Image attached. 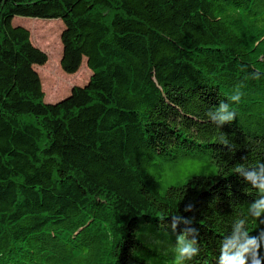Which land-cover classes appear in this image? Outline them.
<instances>
[{
  "label": "trees",
  "instance_id": "16d2710c",
  "mask_svg": "<svg viewBox=\"0 0 264 264\" xmlns=\"http://www.w3.org/2000/svg\"><path fill=\"white\" fill-rule=\"evenodd\" d=\"M17 17L61 21L52 80L86 59L89 81L46 103L48 56ZM261 165L264 0H0V264H149L147 224L198 249L180 264L248 239L264 264Z\"/></svg>",
  "mask_w": 264,
  "mask_h": 264
},
{
  "label": "rangeland",
  "instance_id": "374dc122",
  "mask_svg": "<svg viewBox=\"0 0 264 264\" xmlns=\"http://www.w3.org/2000/svg\"><path fill=\"white\" fill-rule=\"evenodd\" d=\"M14 23L28 29L31 32L33 44L48 56L47 64L36 67L42 80L46 103L59 101L69 95L75 85H84L89 81L91 71L87 67L86 59L83 62L85 69L83 68L81 75L79 74L80 71L73 75L66 74L61 68L58 77H53L56 80H52L54 71L57 69L59 59L62 56V42L59 40V36L61 38L64 26L61 21L17 17L14 19ZM48 29L52 31V35L46 32ZM48 77L49 79H47ZM51 80L54 82H51ZM52 92H55L53 98ZM149 227L147 224L137 230L138 238L151 251L147 253V250H142L141 256L149 264H177V248L180 246L179 237L183 235L174 232L172 229L151 230ZM184 243L188 244L190 242L184 237Z\"/></svg>",
  "mask_w": 264,
  "mask_h": 264
},
{
  "label": "clouds",
  "instance_id": "9594fccd",
  "mask_svg": "<svg viewBox=\"0 0 264 264\" xmlns=\"http://www.w3.org/2000/svg\"><path fill=\"white\" fill-rule=\"evenodd\" d=\"M259 74H254V78H258ZM241 99V94L237 91L230 97V100L238 103ZM212 122H214L217 126H221L224 123H231L233 119L236 117L235 111L230 109L229 103L220 102L219 106L214 112L208 113ZM221 141L227 144V141L221 137ZM261 170L264 172V165H261ZM236 172H243V166H239L236 168ZM247 178L252 181L254 185H256L261 192H264V175L258 176L256 172H248L245 173ZM255 209V216H259L261 211H264V199L259 200L257 203L251 206ZM246 235V233H245ZM180 246L177 248L178 256H177V264H180V261L184 259L191 260L194 255L198 253V249L193 247L192 243L185 244L184 237H179ZM194 243V242H193ZM256 241L254 239H248L246 244L241 245L239 251L233 256H229L225 254L222 258L223 264H245L244 253L248 251L249 245H255ZM253 264H260L259 260H254Z\"/></svg>",
  "mask_w": 264,
  "mask_h": 264
}]
</instances>
